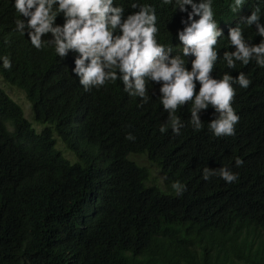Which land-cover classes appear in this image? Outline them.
Wrapping results in <instances>:
<instances>
[{"label":"trees","instance_id":"trees-1","mask_svg":"<svg viewBox=\"0 0 264 264\" xmlns=\"http://www.w3.org/2000/svg\"><path fill=\"white\" fill-rule=\"evenodd\" d=\"M140 2L156 8L158 41L178 44L187 14L162 0ZM116 3L129 10L128 0ZM230 3L213 2L218 26H226L220 55L232 50L228 28L255 6L249 0L235 15ZM16 18L11 0H0V55L12 60L0 77L24 91L42 130L0 87V264H264V69L250 62L229 70L219 61L214 68V77L242 71L252 81L234 86L240 120L233 136L208 131L211 107L200 115L204 128L194 131L187 106L177 112L181 134L160 133L167 113L151 86L147 103L119 81L85 92L71 73L72 55L37 51L14 32ZM244 35L259 43L254 28ZM133 155L162 172L166 190L148 185V168ZM206 166H227L239 179L204 181ZM175 181L185 185L182 195L171 188Z\"/></svg>","mask_w":264,"mask_h":264},{"label":"clouds","instance_id":"clouds-1","mask_svg":"<svg viewBox=\"0 0 264 264\" xmlns=\"http://www.w3.org/2000/svg\"><path fill=\"white\" fill-rule=\"evenodd\" d=\"M213 2L162 0L164 5L172 6L174 13L179 10L187 14L181 20L182 29L176 32L179 43L174 46L172 42L158 41L156 8L140 0H128L129 10L116 0H11L18 16L14 32L26 36L37 51L51 49L62 60L71 54V73L85 92L119 81L130 97L147 103L151 86L167 113L160 133L170 128L174 135L181 134L185 125L177 112L185 106L190 112V126L199 132L204 128L200 115L211 107L214 118L207 129L219 138L233 136L240 120L232 106L234 86L247 89L252 81L242 71L236 77L231 71L219 77L212 73L218 61L229 70L250 62L264 69V0H255L251 14L240 17L235 27L228 28L225 47L232 50H225L222 55L217 44L218 38L225 37L226 26H218ZM247 3L249 0H231L229 10L237 15ZM245 27L255 29L259 43L245 38ZM4 43H9L7 37ZM0 68H12L9 55H0ZM126 139L135 137L129 133ZM243 163L241 158L235 159L237 167ZM212 177L231 184L239 179V174L227 166L204 167L202 179L209 181ZM171 188L176 195L186 190L179 181L173 182Z\"/></svg>","mask_w":264,"mask_h":264},{"label":"rangeland","instance_id":"rangeland-1","mask_svg":"<svg viewBox=\"0 0 264 264\" xmlns=\"http://www.w3.org/2000/svg\"><path fill=\"white\" fill-rule=\"evenodd\" d=\"M0 87L4 89V91H6V93L17 103L19 104V106L22 108V110L25 113V118L30 121L31 123H33V127L36 129V131L39 133L42 130V127L35 124L33 122V117H32V109H31V105L27 100L26 94L24 93V91L19 90L15 87L9 86L7 83H5V81L0 77ZM58 148L60 150H63L62 152L64 153L65 157L67 159H72L70 160L72 163L75 162L74 159L72 158V156L66 152L63 148V146L58 142ZM132 160H134L137 164H139L140 166L146 167L148 168V171L150 173V179L148 181V185L149 186H156L162 190H166L165 188V177L162 174V172L154 165L152 164L150 161L147 160V158L143 155L141 156H132L131 157Z\"/></svg>","mask_w":264,"mask_h":264}]
</instances>
